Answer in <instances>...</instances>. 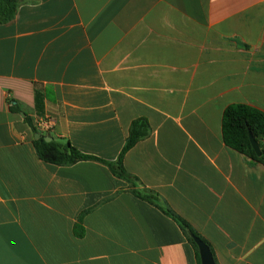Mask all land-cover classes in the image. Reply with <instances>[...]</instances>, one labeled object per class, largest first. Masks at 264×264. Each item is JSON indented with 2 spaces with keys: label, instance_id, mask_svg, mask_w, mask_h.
<instances>
[{
  "label": "crops",
  "instance_id": "crops-1",
  "mask_svg": "<svg viewBox=\"0 0 264 264\" xmlns=\"http://www.w3.org/2000/svg\"><path fill=\"white\" fill-rule=\"evenodd\" d=\"M236 103L264 111V0H19L0 24V264H197L106 166L46 164L32 144L48 118L43 135L114 161L140 117L126 171L216 264H264V165L221 138Z\"/></svg>",
  "mask_w": 264,
  "mask_h": 264
},
{
  "label": "trees",
  "instance_id": "trees-1",
  "mask_svg": "<svg viewBox=\"0 0 264 264\" xmlns=\"http://www.w3.org/2000/svg\"><path fill=\"white\" fill-rule=\"evenodd\" d=\"M18 4L19 0H0V24H5L13 19ZM16 109L15 106L11 105L12 111H16ZM26 121L31 125L28 118ZM31 128L33 133L36 134L32 126ZM248 132H251L260 149L259 157L255 155L251 148L248 140ZM149 135L150 125L145 117L133 120L130 124L124 146L114 161H106L83 154L71 146L69 142L64 143L55 140L45 142L43 139H37L34 140L32 144L39 160L46 164L54 166H71L82 161H93L106 166L115 178L129 185L130 193L135 198L155 207L179 227L186 240L195 251L197 264H200L198 251L191 236H195L203 241L208 246L213 256L210 244L199 236L188 222L177 215L160 195L146 188L138 178L129 174L123 165L125 154L139 141L148 138ZM221 138L226 147L237 152L243 158L264 165V111L240 103L226 106L221 117ZM84 214L85 212L79 216L77 224L74 226V234L78 238H82L84 235L83 228L81 227V220Z\"/></svg>",
  "mask_w": 264,
  "mask_h": 264
},
{
  "label": "water",
  "instance_id": "water-1",
  "mask_svg": "<svg viewBox=\"0 0 264 264\" xmlns=\"http://www.w3.org/2000/svg\"><path fill=\"white\" fill-rule=\"evenodd\" d=\"M34 139H43L45 142L53 141V138L49 135H41L38 133L34 135ZM248 140L255 155L259 157L260 149L251 132H248ZM191 239L197 248L200 264H216L208 246L195 236H191Z\"/></svg>",
  "mask_w": 264,
  "mask_h": 264
},
{
  "label": "built area",
  "instance_id": "built-area-1",
  "mask_svg": "<svg viewBox=\"0 0 264 264\" xmlns=\"http://www.w3.org/2000/svg\"><path fill=\"white\" fill-rule=\"evenodd\" d=\"M53 127V123L50 119L44 118L39 119L34 124V131L38 134H45L46 132L50 131Z\"/></svg>",
  "mask_w": 264,
  "mask_h": 264
}]
</instances>
